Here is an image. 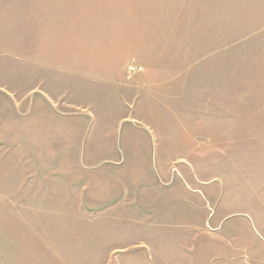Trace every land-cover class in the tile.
Returning a JSON list of instances; mask_svg holds the SVG:
<instances>
[{
  "label": "rangeland",
  "instance_id": "1",
  "mask_svg": "<svg viewBox=\"0 0 264 264\" xmlns=\"http://www.w3.org/2000/svg\"><path fill=\"white\" fill-rule=\"evenodd\" d=\"M115 1L0 0V264H228L245 253L263 264L264 0ZM126 9L120 36L137 22L161 24L166 10L178 34L200 41L199 233L183 213L184 162L171 164L165 184L177 191L151 209L165 194L154 188V156L115 152L119 140L153 145L121 133L140 110L59 74L81 68L86 36L114 37L107 13ZM228 141L237 147L220 146ZM235 158L260 179L230 204L214 192L225 181L214 170ZM123 182L135 203L101 212L91 186ZM230 230L246 251L231 249Z\"/></svg>",
  "mask_w": 264,
  "mask_h": 264
},
{
  "label": "crops",
  "instance_id": "2",
  "mask_svg": "<svg viewBox=\"0 0 264 264\" xmlns=\"http://www.w3.org/2000/svg\"><path fill=\"white\" fill-rule=\"evenodd\" d=\"M117 0L112 3H123ZM129 3L133 4L132 0ZM114 15L110 31L114 37L106 36L95 42L86 36L84 40V60L78 70L70 69L67 73H59L64 78L76 83L83 84L86 88L95 91H111L122 104L140 110L139 118L134 114L132 117H124L121 133L125 131L124 139H131L132 135L145 134L153 139V145L148 148L137 146H124L119 140L115 152L120 155H150L154 156L156 176L154 181L155 190L165 192L157 199H171L172 187L167 186L171 164L177 161L184 162L183 179L186 183L185 194L182 195L183 213L191 219V228L199 233L200 225V41L198 37L187 39L185 35L178 34L179 19H168L165 10L161 24H142L137 22L132 25V34L120 36L124 32L121 24L122 16L130 14L126 9L112 10L107 13ZM104 15V12H100ZM137 21H139L137 19ZM90 22L86 21L85 27L88 32ZM99 29V25L96 26ZM80 56V57H81ZM129 64L143 67V72L129 79L126 75V67ZM43 88L46 82H41ZM39 86V85H38ZM69 90H76L70 87ZM101 99H105L101 96ZM109 100V98H108ZM128 120V121H127ZM128 127L125 129V126ZM232 134L231 132H228ZM228 138L231 139L229 136ZM229 142V143H228ZM223 142L228 151L237 147L233 141ZM250 144V143H249ZM247 144L245 143V147ZM101 154H108L107 149L102 148ZM236 159V160H235ZM225 162L214 171L223 176V191L215 189L219 199L229 196V203H236L237 198L248 196V187L252 183L255 174L246 173L247 165L238 158ZM118 166V165H117ZM129 176L126 166L116 167ZM104 169V167H102ZM145 169V168H144ZM142 170V169H140ZM251 170V168H250ZM260 170V169H259ZM120 172V173H121ZM141 177V175H139ZM220 178V177H219ZM260 179V178H259ZM255 179V180H259ZM221 180V179H220ZM254 181V180H253ZM96 187V186H95ZM91 189L100 199L103 211L117 210L128 205H133L129 199L130 183H119L117 187L110 186L106 189L103 185ZM219 187H222L220 184ZM89 187L84 186V191ZM86 192V191H85ZM87 196V195H86ZM165 197V198H164ZM130 202V204H129ZM138 203V202H137ZM135 205V204H134ZM137 205V204H136ZM158 209V207H156ZM230 235L236 241L232 243L234 251H246L247 240L237 239L236 231L230 230ZM246 234V233H245ZM238 236V235H237ZM239 237V236H238ZM200 244L198 245V248ZM113 251L124 250L115 247ZM242 258H232L228 264H253L248 259L247 253ZM221 262V261H220ZM224 263V261L222 262ZM264 264V262H263Z\"/></svg>",
  "mask_w": 264,
  "mask_h": 264
},
{
  "label": "built area",
  "instance_id": "3",
  "mask_svg": "<svg viewBox=\"0 0 264 264\" xmlns=\"http://www.w3.org/2000/svg\"><path fill=\"white\" fill-rule=\"evenodd\" d=\"M143 71V67L136 65H129L126 69V75L131 79L134 75L139 74Z\"/></svg>",
  "mask_w": 264,
  "mask_h": 264
}]
</instances>
